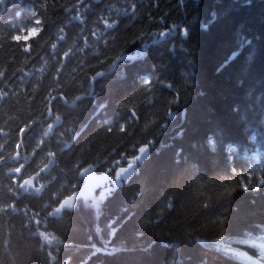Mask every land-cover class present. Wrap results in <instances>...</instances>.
Here are the masks:
<instances>
[{"label": "trees", "instance_id": "trees-1", "mask_svg": "<svg viewBox=\"0 0 264 264\" xmlns=\"http://www.w3.org/2000/svg\"><path fill=\"white\" fill-rule=\"evenodd\" d=\"M140 147L102 234L53 215ZM261 179L264 0L0 3V264H262Z\"/></svg>", "mask_w": 264, "mask_h": 264}, {"label": "snow or ice", "instance_id": "snow-or-ice-1", "mask_svg": "<svg viewBox=\"0 0 264 264\" xmlns=\"http://www.w3.org/2000/svg\"><path fill=\"white\" fill-rule=\"evenodd\" d=\"M4 0H0V3H3ZM42 23V21H40L39 19H37L35 21V24L37 25V27L34 28H27L24 30V35H14L13 36V40L15 41H22V40H28V39H35L36 37L39 36L41 29L39 28V25ZM104 23L106 24L107 27L111 28L113 26L112 23H109L108 21H104ZM29 48H25L24 51H29ZM98 75H101L100 73H98ZM4 95H7V92L4 93ZM125 129L121 128V131H124ZM24 129H21V132H23ZM109 131H111V129H109ZM17 147H19V145H17ZM139 152L141 154L146 152V148L144 147H140L139 148ZM49 155H53L52 153H49ZM141 156H134L131 160L128 161L127 163V167H119L118 170L115 171V176L116 178H120L123 174L127 173L132 166L134 165V161H137L138 159H140ZM47 165H45L43 168L40 169L39 172H37L35 175H29L28 178H24L23 175H21L20 179L16 181V183L18 184V186L21 189H25V188H32L34 185V181L37 179V177L46 169ZM22 168L23 165H20L19 167H16L14 169L15 172L17 173H21L22 172ZM91 170V166L84 168L83 171L81 172V174H85L88 173ZM259 184L264 185V179H261L259 181ZM42 187V186H41ZM244 190L247 191L248 190V185H244ZM35 191H40L39 188H36ZM76 199V195H69L66 198H64L62 201L59 202V206L55 208V211L53 213V215L59 214L62 211H64L67 208H71L73 207L74 201ZM41 236H44L45 233L41 232L40 233Z\"/></svg>", "mask_w": 264, "mask_h": 264}, {"label": "rangeland", "instance_id": "rangeland-1", "mask_svg": "<svg viewBox=\"0 0 264 264\" xmlns=\"http://www.w3.org/2000/svg\"><path fill=\"white\" fill-rule=\"evenodd\" d=\"M83 176H84V185L82 191L77 196L78 203L79 202L83 203V201L88 198H91L92 201L98 202V199L94 200V196L97 198H99L98 195L104 197L105 196L104 192L106 190L107 192L114 190L120 184V181H122L124 178L123 175L117 179L115 175L114 178H112L109 175L98 174L95 168L93 167H91V170L88 173L83 174Z\"/></svg>", "mask_w": 264, "mask_h": 264}, {"label": "bare ground", "instance_id": "bare-ground-1", "mask_svg": "<svg viewBox=\"0 0 264 264\" xmlns=\"http://www.w3.org/2000/svg\"><path fill=\"white\" fill-rule=\"evenodd\" d=\"M114 190L109 191V192H113ZM80 192L78 194H76V199H75L74 203H78V197L77 196L80 194ZM109 192H107V190H106L104 192V195H105L104 197H101V195H98L99 198H97V197L94 196V200H97L98 199V202L92 201L91 198L85 199L83 201V203H80L79 202V204L81 205V207L86 212H88L91 215V219H92V221H93L96 229L98 230L99 235L102 234V231H103V229L101 227V220H102V202L104 203L105 200H106V198H107V196L110 195V194H108ZM99 202H101V203H99Z\"/></svg>", "mask_w": 264, "mask_h": 264}, {"label": "water", "instance_id": "water-1", "mask_svg": "<svg viewBox=\"0 0 264 264\" xmlns=\"http://www.w3.org/2000/svg\"><path fill=\"white\" fill-rule=\"evenodd\" d=\"M144 148H146V152L143 153V154H141V153L139 152V150H138V154H137V156H141V158L138 159L137 161H134V162H133L134 165L132 166V168H131L127 173L124 174V175H126V178H128L129 175H130L131 173H133V171H134V169L136 168L137 165H140V164L144 163V162L148 159V157H149V148H148V147H144Z\"/></svg>", "mask_w": 264, "mask_h": 264}]
</instances>
